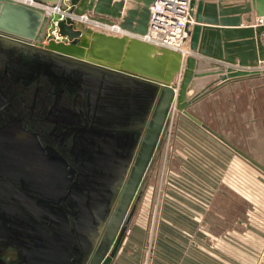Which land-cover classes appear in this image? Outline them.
I'll return each mask as SVG.
<instances>
[{
	"label": "flooded vegetation",
	"instance_id": "1",
	"mask_svg": "<svg viewBox=\"0 0 264 264\" xmlns=\"http://www.w3.org/2000/svg\"><path fill=\"white\" fill-rule=\"evenodd\" d=\"M6 48L0 60V264H89L137 160L142 101L122 102L92 82L79 86L62 69L12 55H43L40 46L20 41Z\"/></svg>",
	"mask_w": 264,
	"mask_h": 264
},
{
	"label": "water",
	"instance_id": "2",
	"mask_svg": "<svg viewBox=\"0 0 264 264\" xmlns=\"http://www.w3.org/2000/svg\"><path fill=\"white\" fill-rule=\"evenodd\" d=\"M38 1L54 4L57 0ZM152 1L128 0L130 7L121 14L124 0H69L67 12L71 16H65L56 23L55 30L60 39H49L43 43L48 21L43 10L11 0H0V60L8 55V44L16 46L20 41H27L42 47L43 55L30 51L12 54L15 58L25 57L47 69L50 66L62 69L64 74L76 76L79 86L85 87L87 82H92L94 87H101V91L108 92L110 97H117L115 94L123 97L122 102L132 103L135 97L142 101L137 160L112 216L101 230L102 246L91 256L89 264H110L113 260L117 247H110L152 155L172 100L176 111L264 173V153L260 160L249 156L188 111L191 101L225 82L243 76L264 75V68H256L258 61L264 57L260 41L264 23L234 28L240 23L237 15L248 13L250 7L256 17H264V0L224 5H221L222 0H216V3L189 0L193 24L187 31L189 54L185 57L177 51L156 47L138 38L146 33L148 6ZM82 15L90 21L116 24L124 33L114 36L92 30L87 22L80 20ZM217 16L220 17L219 23H216ZM245 21L249 22L250 18L246 17ZM199 23L206 25L200 26ZM203 57L224 65L205 61ZM176 75H179L177 83L174 82ZM202 76L211 77V81L219 79V82L187 99L186 92L195 79ZM79 93L82 95V87ZM107 100L113 103L112 99ZM63 226L66 231L65 221Z\"/></svg>",
	"mask_w": 264,
	"mask_h": 264
},
{
	"label": "crops",
	"instance_id": "3",
	"mask_svg": "<svg viewBox=\"0 0 264 264\" xmlns=\"http://www.w3.org/2000/svg\"><path fill=\"white\" fill-rule=\"evenodd\" d=\"M243 1L222 0L221 5ZM129 7L124 0L121 14ZM237 16L240 23L234 28L258 19L251 7ZM210 78L195 79L186 98L219 82ZM188 111L249 156L264 153L262 75L225 82L191 101ZM162 133L168 156L166 185L160 205L157 196L154 221L146 222V212L136 216L110 264H139L146 246L150 264H264V174L255 175L254 166L179 111L166 116ZM240 198L247 202L245 209L237 205Z\"/></svg>",
	"mask_w": 264,
	"mask_h": 264
},
{
	"label": "built area",
	"instance_id": "4",
	"mask_svg": "<svg viewBox=\"0 0 264 264\" xmlns=\"http://www.w3.org/2000/svg\"><path fill=\"white\" fill-rule=\"evenodd\" d=\"M15 3L32 6L43 10L48 17L46 33L53 35L54 40H58L56 33V23L65 16H71L67 9L69 8V0H57L56 3L38 0H11ZM149 16L146 33L139 36L143 41L151 43L156 47H164L169 50L179 52L182 57L189 54L188 50V34L190 26L193 24V17L190 14L189 0H153L148 6ZM80 20L87 22L92 30L102 32L107 35L120 36L124 33L116 24L106 25L94 21L87 20L85 15L79 17ZM264 23V17H258L254 24ZM95 27V29H93ZM58 38V39H57ZM260 41L263 47L264 56V31L260 34ZM257 69L264 68L263 60L258 61ZM264 77V75H262ZM179 75H176L175 81L178 82ZM176 111L174 101L172 100L167 112L170 117ZM169 134V133H168ZM169 136V135H167Z\"/></svg>",
	"mask_w": 264,
	"mask_h": 264
},
{
	"label": "rangeland",
	"instance_id": "5",
	"mask_svg": "<svg viewBox=\"0 0 264 264\" xmlns=\"http://www.w3.org/2000/svg\"><path fill=\"white\" fill-rule=\"evenodd\" d=\"M49 39H55L53 37V35L46 33L43 36V43H45L47 40ZM58 39V38H57ZM60 39V38H59ZM58 39V40H59ZM164 134L162 133L156 143L155 149L152 153V156L150 158V161L148 163L147 168L145 169V172L143 174V177L140 181V184L138 186V190L131 202V205L128 209V211L125 214V217L123 219V224H122V228H121V233H120V238L119 241L116 246L120 245L124 234H125V229L127 228L126 226H128L131 223L136 222V216H143V214L149 213L148 215V219H146L147 223H151L154 221V212H155V208L160 205V201L162 200V192L164 190V186L165 184V176H166V172H167V166H166V162L168 159V156L165 155V139H164ZM258 152L254 153V158L257 160L258 159L257 156ZM261 152L258 153V156L261 157ZM244 173H247L246 170ZM248 173H251V171H249ZM254 174L255 175H260V174H264L261 171H259L258 169H254ZM157 196L160 197L159 203L157 205L158 199ZM244 202V203H243ZM247 202L245 200H242L241 198L239 199L237 205L240 208H243L244 206H246ZM234 204V203H233ZM235 205V204H234ZM245 209V207H244ZM142 212V213H141ZM150 212H152V219H151V215ZM143 218V217H142ZM118 248V247H117ZM134 249V248H133ZM117 251V250H116ZM116 255V252H115ZM114 255V257H115ZM119 254L117 256V258H115L114 260L116 261L117 259H119ZM139 264H150V246H146L145 248H143V256L141 258V261L139 260Z\"/></svg>",
	"mask_w": 264,
	"mask_h": 264
},
{
	"label": "bare ground",
	"instance_id": "6",
	"mask_svg": "<svg viewBox=\"0 0 264 264\" xmlns=\"http://www.w3.org/2000/svg\"><path fill=\"white\" fill-rule=\"evenodd\" d=\"M93 29H95V27H93Z\"/></svg>",
	"mask_w": 264,
	"mask_h": 264
}]
</instances>
